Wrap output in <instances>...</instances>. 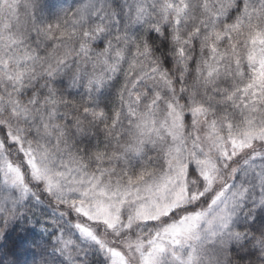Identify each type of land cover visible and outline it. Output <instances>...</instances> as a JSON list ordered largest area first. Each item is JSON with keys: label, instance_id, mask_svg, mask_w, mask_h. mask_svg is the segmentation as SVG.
Wrapping results in <instances>:
<instances>
[{"label": "clouds", "instance_id": "obj_1", "mask_svg": "<svg viewBox=\"0 0 264 264\" xmlns=\"http://www.w3.org/2000/svg\"><path fill=\"white\" fill-rule=\"evenodd\" d=\"M0 264H264V0H0Z\"/></svg>", "mask_w": 264, "mask_h": 264}]
</instances>
